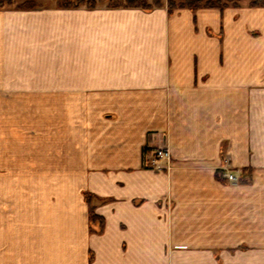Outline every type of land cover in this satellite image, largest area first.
Returning a JSON list of instances; mask_svg holds the SVG:
<instances>
[{"label": "crops", "instance_id": "crops-1", "mask_svg": "<svg viewBox=\"0 0 264 264\" xmlns=\"http://www.w3.org/2000/svg\"><path fill=\"white\" fill-rule=\"evenodd\" d=\"M0 95V264H264V8L2 10Z\"/></svg>", "mask_w": 264, "mask_h": 264}, {"label": "trees", "instance_id": "trees-1", "mask_svg": "<svg viewBox=\"0 0 264 264\" xmlns=\"http://www.w3.org/2000/svg\"><path fill=\"white\" fill-rule=\"evenodd\" d=\"M17 0H0V9L4 7L13 6ZM100 3L107 2V7L110 9L116 8H131V9H141L144 11H150L153 8L162 7L160 0H152L153 5L147 4L146 0H97ZM96 0H58V7L66 9H76L81 6H86L87 9L96 8ZM244 0H225L222 3L220 0H208L205 3L200 4L201 0H185L183 3L179 4L178 7L174 6L173 2H168L167 9L169 12L173 11L176 8H188L191 10H196L200 8H217L223 10L228 7L229 2L233 7H238L240 2ZM27 8H35V4H27ZM238 5V6H237ZM22 7V6H21ZM17 7V8H21ZM248 7L250 8H264V0H248ZM23 8V7H22ZM91 196L86 195L85 200L88 205V216L90 223V230L95 232L96 230H101L103 225V220L94 213L93 206L91 205ZM96 225L97 229L92 227ZM94 225V226H95Z\"/></svg>", "mask_w": 264, "mask_h": 264}, {"label": "rangeland", "instance_id": "rangeland-1", "mask_svg": "<svg viewBox=\"0 0 264 264\" xmlns=\"http://www.w3.org/2000/svg\"><path fill=\"white\" fill-rule=\"evenodd\" d=\"M184 1L185 0H160V2L163 5L162 7H165V8H167L168 2H173L174 3V6L175 7H178L179 4L183 3ZM206 1H208V0H201L200 4L202 5V3H205ZM220 1L222 3L225 2V0H220ZM32 3L36 5L35 7H37V6L38 7L58 6V4H59L58 3V0H17L16 3L13 6L4 7L3 9H0V11H2V10L27 9V7H28L27 4H32ZM146 3L147 4H150V5H153L152 0H146ZM228 4H230V5H228V8L229 7H233V5H231V2H229ZM25 6H27V7H25ZM17 7H21V8H17ZM81 7H86V6L84 5V6H81ZM96 7H107V2L100 3V2L97 1ZM238 7H248V0H244V1L240 2V4H239ZM11 97H12V99L18 98L17 102H20L21 101L20 100L21 96H4V95L3 96L0 95V100H4V101L6 99L11 100ZM34 98H35V103L41 105V103H42L41 102L42 96L38 95V96H34ZM7 102H10V101H7Z\"/></svg>", "mask_w": 264, "mask_h": 264}, {"label": "built area", "instance_id": "built-area-1", "mask_svg": "<svg viewBox=\"0 0 264 264\" xmlns=\"http://www.w3.org/2000/svg\"><path fill=\"white\" fill-rule=\"evenodd\" d=\"M159 160L169 161L170 160L169 152L167 150H158L154 152L151 165H153L155 161H159ZM223 177L229 182H233L236 180L235 176L232 173H224Z\"/></svg>", "mask_w": 264, "mask_h": 264}]
</instances>
